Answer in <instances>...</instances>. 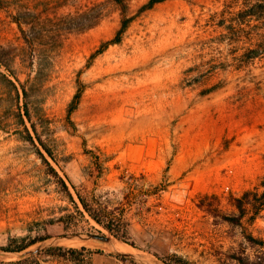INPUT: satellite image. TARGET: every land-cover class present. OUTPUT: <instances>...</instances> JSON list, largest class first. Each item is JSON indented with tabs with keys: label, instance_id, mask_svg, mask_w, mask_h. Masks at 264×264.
<instances>
[{
	"label": "rangeland",
	"instance_id": "1",
	"mask_svg": "<svg viewBox=\"0 0 264 264\" xmlns=\"http://www.w3.org/2000/svg\"><path fill=\"white\" fill-rule=\"evenodd\" d=\"M94 1L102 0H3L0 7V46L16 56L13 71L6 73L20 91L22 84L29 87L38 130L36 135L26 119L36 144L24 138L19 114L26 97H18L0 75V246L11 235L25 234L30 221L73 209L38 150L74 194L72 184L85 196L124 209L135 245L92 220L96 229L56 236L22 252L0 250V259L51 245H85L97 250L95 264H133L132 259L166 264L172 253L197 264H221L238 248L241 228L215 223L198 207V198L217 194L222 210L231 212L229 196L264 178V53L249 56L263 40L250 36L247 26L238 33L225 27L244 0L158 2L138 14L121 42L99 53L120 27V13L108 3L111 11L99 25L62 35L35 80L37 63L20 55L24 40L17 11L48 21ZM148 1L129 0L131 12ZM47 24L45 38L52 41ZM80 83L81 98L69 119ZM92 153L102 165L93 162ZM249 228L264 234V210ZM44 264L66 262L49 256Z\"/></svg>",
	"mask_w": 264,
	"mask_h": 264
},
{
	"label": "trees",
	"instance_id": "2",
	"mask_svg": "<svg viewBox=\"0 0 264 264\" xmlns=\"http://www.w3.org/2000/svg\"><path fill=\"white\" fill-rule=\"evenodd\" d=\"M161 1L164 0H149L139 8L137 13L131 12L129 0L94 1L75 12L48 17L54 34L52 41L45 38L48 34L43 31L48 25L47 18L45 20V17L32 11L18 10L14 17L24 40L22 46L23 52L20 55L30 59L31 65L37 63L38 75L35 77V80H37L43 70L45 61L49 58L51 59L52 51L62 43L60 39L62 35L85 31L99 25L111 11L107 5L108 3L113 4L119 11L120 27L113 38L101 45L98 49L99 53L104 51L110 44L121 42L124 33L138 14L152 8L156 3ZM2 5L3 0H0V7ZM231 20L225 26L227 29L238 33L243 27L247 26L252 32L249 34L250 36L257 37V41L263 40L261 44L258 42L256 50L252 49V54L249 56L255 57L264 53V49L262 48V45L264 46V28L258 27L259 24L264 23V0H244L236 16ZM24 23L27 24V27H24ZM254 26L257 27L256 31L253 30ZM260 36L261 38H259ZM15 57L9 49L0 46V75L4 77L8 84L14 87L18 97H21V94L23 97H26L25 110L24 112H20L19 115L26 133L24 138L36 144L35 137L26 123V119L32 122V113L28 103L29 87L26 84H22L20 91L16 83L6 73L13 71L12 64ZM82 89L83 86L80 83L78 91L75 93L68 109L69 119L79 103ZM32 123L34 132L38 135L36 125L34 122ZM37 137L46 152L54 158L52 149L40 136ZM38 153L63 185L66 196L73 205V209L68 207L65 209V212L58 215H50L42 219L30 221L28 226H26L27 232L25 234L11 235L8 243L0 246V250L5 253L22 252L38 242L56 236H64L79 231H91V228L96 229L95 225L91 224L92 220L109 231L114 237L135 245L133 242H130V221L125 216L124 209L120 206L112 207L108 201H103L97 196H85L72 184L75 191L74 194L66 180L52 166L44 153L41 150H38ZM91 158L95 164H103V160L99 154L92 153ZM102 173L103 170H100V174ZM220 204L221 201L217 194L204 193L199 196L197 201L198 207L212 216L215 223L223 222L232 227L241 228L242 240L239 242L238 248L229 251L227 259L222 260L221 264H233V262L235 264H264V234L256 236L249 228L264 210V178L259 186L249 188L240 195L231 194L229 196V204L233 207L231 212L223 211ZM96 253L97 250L85 245L80 247L51 245L37 252L24 254L16 259H0V264H44L46 258L49 256L60 257L64 259L66 264H95L94 255ZM117 255L118 257H122L123 260L127 259L122 254ZM131 261L133 264H143L135 262L133 259ZM164 261L166 264H197L178 253L168 254ZM227 261H231V263H227Z\"/></svg>",
	"mask_w": 264,
	"mask_h": 264
},
{
	"label": "bare ground",
	"instance_id": "3",
	"mask_svg": "<svg viewBox=\"0 0 264 264\" xmlns=\"http://www.w3.org/2000/svg\"><path fill=\"white\" fill-rule=\"evenodd\" d=\"M118 241V240H117ZM120 245V244H119ZM130 247V246H129ZM129 249H132L131 247ZM130 252V251H129Z\"/></svg>",
	"mask_w": 264,
	"mask_h": 264
}]
</instances>
